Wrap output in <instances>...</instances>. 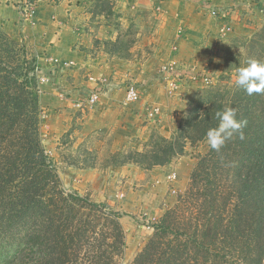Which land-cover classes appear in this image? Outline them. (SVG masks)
Wrapping results in <instances>:
<instances>
[{
  "label": "trees",
  "instance_id": "trees-1",
  "mask_svg": "<svg viewBox=\"0 0 264 264\" xmlns=\"http://www.w3.org/2000/svg\"><path fill=\"white\" fill-rule=\"evenodd\" d=\"M20 47L24 67H33ZM9 73L0 86V264H123L127 235L118 213L67 192L42 144L36 67ZM226 107L247 121L245 139L202 157L178 227H158L130 264H264V93L219 89L171 139L154 134L142 151L115 157L145 170L168 165L189 143L206 142Z\"/></svg>",
  "mask_w": 264,
  "mask_h": 264
},
{
  "label": "rangeland",
  "instance_id": "rangeland-1",
  "mask_svg": "<svg viewBox=\"0 0 264 264\" xmlns=\"http://www.w3.org/2000/svg\"><path fill=\"white\" fill-rule=\"evenodd\" d=\"M113 4V0H97L87 10L83 29L88 33L90 52L107 59L143 62L152 54L153 37L159 25L148 23L146 18L124 22ZM251 4L237 10L238 17L222 19L221 15L211 13V18L205 15L207 21L195 24L194 30L201 38L193 41L188 55L175 59L174 86L158 74L162 65L155 68L159 87L153 92L157 93L154 98L157 107L152 108H158L159 112L152 119L162 116L160 127L166 135L153 130L144 140L133 139L119 145L107 131L89 133L76 121L65 132L50 125L52 130L47 125L50 113L42 109V144L58 170L63 188L91 202L107 204L120 216L119 222L127 235L123 264L135 260L158 227L175 231L182 211L186 210L183 201L191 189V175L210 148L206 142L189 143L185 156L163 166L183 164V171L178 173L172 168L164 175H154L157 168L145 170L133 164H120L124 159L115 155L128 150L142 151L154 134L171 139L199 104L219 89L236 84L238 68L246 67L252 58L264 62V5L259 0H252ZM24 65L23 49L0 23V86L12 76L9 72L24 75V69L33 68ZM31 77L25 81L34 88L36 84ZM131 83L141 98L143 90L148 91L133 81L127 85Z\"/></svg>",
  "mask_w": 264,
  "mask_h": 264
},
{
  "label": "crops",
  "instance_id": "crops-1",
  "mask_svg": "<svg viewBox=\"0 0 264 264\" xmlns=\"http://www.w3.org/2000/svg\"><path fill=\"white\" fill-rule=\"evenodd\" d=\"M113 1L124 22L146 18L159 25L152 54L143 62L107 59L90 52L83 24L87 10L97 0L40 1L29 23L23 22L20 12L24 0H0V23L9 37L24 46L26 58L36 67L40 106L50 113L47 125L52 130L65 132L76 121L89 133L107 131L119 145H126L133 139L144 140L153 130L166 135L160 127L162 116L154 120L149 116L151 108L157 107L155 68L175 64V59L189 54L193 41L201 38L195 24L206 20L205 15L234 18L239 15L237 10L253 4L252 0ZM259 4L264 5V0ZM55 62L70 66L62 69ZM129 81L148 90H143L141 100L133 105L125 103ZM96 92L100 94L96 106H76ZM172 168L181 173L184 165L160 167L153 173L164 175Z\"/></svg>",
  "mask_w": 264,
  "mask_h": 264
},
{
  "label": "clouds",
  "instance_id": "clouds-1",
  "mask_svg": "<svg viewBox=\"0 0 264 264\" xmlns=\"http://www.w3.org/2000/svg\"><path fill=\"white\" fill-rule=\"evenodd\" d=\"M236 84L243 88L248 95L264 93V62L252 58L246 67L236 70ZM238 110L226 107L223 111L216 112L218 125L208 129L206 143L211 150L220 152L225 144L238 136L240 140L245 139L243 129L247 126L246 120L237 118Z\"/></svg>",
  "mask_w": 264,
  "mask_h": 264
},
{
  "label": "built area",
  "instance_id": "built-area-1",
  "mask_svg": "<svg viewBox=\"0 0 264 264\" xmlns=\"http://www.w3.org/2000/svg\"><path fill=\"white\" fill-rule=\"evenodd\" d=\"M40 1H55V0H24L23 4L20 7V12L22 15V20L23 22L29 23L34 16V10L38 2ZM60 68L66 69L69 68L70 64H61L59 62H55ZM176 68L174 63H169L166 65H163L159 71L158 74H161L164 76V79L167 84L170 86H174L175 84V72ZM94 80V79H92ZM99 98L100 94L98 92L93 93L90 95V97L86 101H81L76 104L77 107L83 108L85 105H90V106H96L99 103ZM141 100V95L139 93V90L136 88V86L131 83L127 85L126 89V99L125 103L128 105H133L135 103H138ZM159 112L158 108H152L149 112V116L151 118H156L157 114Z\"/></svg>",
  "mask_w": 264,
  "mask_h": 264
}]
</instances>
